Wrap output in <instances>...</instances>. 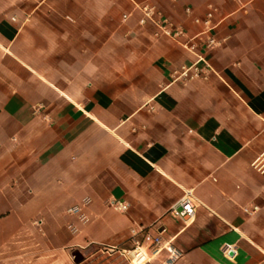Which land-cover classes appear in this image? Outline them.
I'll list each match as a JSON object with an SVG mask.
<instances>
[{"label": "crops", "instance_id": "0c3cea01", "mask_svg": "<svg viewBox=\"0 0 264 264\" xmlns=\"http://www.w3.org/2000/svg\"><path fill=\"white\" fill-rule=\"evenodd\" d=\"M144 5L186 37L212 9L216 45ZM32 230L71 256L136 231L170 264H264V0H0V249Z\"/></svg>", "mask_w": 264, "mask_h": 264}, {"label": "built area", "instance_id": "2783aa9c", "mask_svg": "<svg viewBox=\"0 0 264 264\" xmlns=\"http://www.w3.org/2000/svg\"><path fill=\"white\" fill-rule=\"evenodd\" d=\"M143 17L140 19L141 24L147 22L154 23L160 30V34H164L171 37L174 40L179 41L180 38H185L181 44L189 51H195L198 46V39L201 34H207L203 40L205 48L210 49L216 45L215 37L211 34L214 25L212 24L213 10H209L203 19L196 18V23H203L204 30L202 33L192 37H186L185 32L179 26H174L167 19L163 18L161 13L156 10L154 6L144 5L141 7ZM189 11V10H187ZM209 70L208 67H199L197 64L190 66H181L180 69L174 71L177 79H193L197 77H206V73ZM112 205L122 211L127 210L128 205L123 202H113ZM196 200L193 195L186 192L179 202L173 205L169 209V213L175 217L184 221H190L195 216L196 212ZM257 209V208H254ZM74 211H78V208H74ZM163 248H165L169 254L166 259H163L160 264H170L174 259L179 257V253L171 246H166L161 233L154 234L150 232L133 231L132 244L130 247L115 246L106 247L108 253H119L126 261V264H152L161 254ZM224 253L231 255L233 252L230 248H225Z\"/></svg>", "mask_w": 264, "mask_h": 264}, {"label": "rangeland", "instance_id": "374dc122", "mask_svg": "<svg viewBox=\"0 0 264 264\" xmlns=\"http://www.w3.org/2000/svg\"><path fill=\"white\" fill-rule=\"evenodd\" d=\"M41 236L32 230L0 249V264H126L119 253H108L103 246L81 250L84 260L75 263L69 250L54 247Z\"/></svg>", "mask_w": 264, "mask_h": 264}, {"label": "water", "instance_id": "95a60500", "mask_svg": "<svg viewBox=\"0 0 264 264\" xmlns=\"http://www.w3.org/2000/svg\"><path fill=\"white\" fill-rule=\"evenodd\" d=\"M72 256L76 263H81L84 260V256L80 250L73 251Z\"/></svg>", "mask_w": 264, "mask_h": 264}]
</instances>
